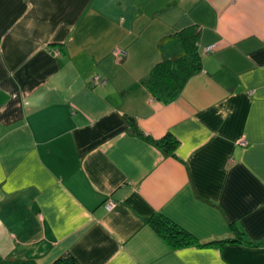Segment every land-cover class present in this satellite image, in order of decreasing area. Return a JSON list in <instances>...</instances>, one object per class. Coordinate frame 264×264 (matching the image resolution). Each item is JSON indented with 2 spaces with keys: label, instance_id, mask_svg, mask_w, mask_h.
Returning a JSON list of instances; mask_svg holds the SVG:
<instances>
[{
  "label": "crops",
  "instance_id": "crops-1",
  "mask_svg": "<svg viewBox=\"0 0 264 264\" xmlns=\"http://www.w3.org/2000/svg\"><path fill=\"white\" fill-rule=\"evenodd\" d=\"M191 26L202 70L164 104L146 81ZM168 134L169 156L145 138ZM154 216L201 246L172 248ZM65 254L264 264V0H0V255Z\"/></svg>",
  "mask_w": 264,
  "mask_h": 264
},
{
  "label": "trees",
  "instance_id": "trees-1",
  "mask_svg": "<svg viewBox=\"0 0 264 264\" xmlns=\"http://www.w3.org/2000/svg\"><path fill=\"white\" fill-rule=\"evenodd\" d=\"M183 50V55L168 58L158 63L153 69L149 79L146 81V88L154 99L164 104L174 103L184 91L188 82L198 75L202 70V59L200 51L201 32L196 26L187 27L174 36ZM134 130L141 136H145L139 130L136 122L128 118ZM147 140L156 142L166 153L173 155L178 147L177 139L166 135L160 141H154L149 137ZM149 226L174 249H184L192 246H201L196 239L178 227L176 224L162 216H154L148 220ZM234 242H246L242 235ZM223 245V244H219ZM0 264H37L27 259H7L0 255ZM53 264H80L72 254H65Z\"/></svg>",
  "mask_w": 264,
  "mask_h": 264
},
{
  "label": "built area",
  "instance_id": "built-area-1",
  "mask_svg": "<svg viewBox=\"0 0 264 264\" xmlns=\"http://www.w3.org/2000/svg\"><path fill=\"white\" fill-rule=\"evenodd\" d=\"M214 50H215V46H211V47H208L206 51L208 53H211V52H214ZM57 53L60 55V52H57ZM115 55L117 57H119V58H124L125 55H126V53L123 50H118L117 52H115ZM101 81H102V79L99 76H97L96 77V84L95 85L100 84ZM240 145L246 146L247 145V142L244 141V140H242V141H240ZM115 208H116V203L113 202V201H111V200L106 204V209L108 211H113Z\"/></svg>",
  "mask_w": 264,
  "mask_h": 264
}]
</instances>
